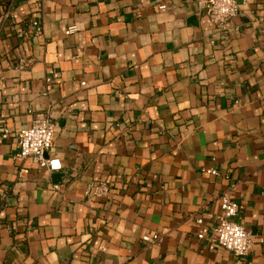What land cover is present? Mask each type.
Listing matches in <instances>:
<instances>
[{
    "label": "crops",
    "instance_id": "0c3cea01",
    "mask_svg": "<svg viewBox=\"0 0 264 264\" xmlns=\"http://www.w3.org/2000/svg\"><path fill=\"white\" fill-rule=\"evenodd\" d=\"M236 1L225 35L196 0H0V264H264V0ZM45 115L53 172L13 160ZM229 189L244 256L197 237Z\"/></svg>",
    "mask_w": 264,
    "mask_h": 264
},
{
    "label": "built area",
    "instance_id": "2783aa9c",
    "mask_svg": "<svg viewBox=\"0 0 264 264\" xmlns=\"http://www.w3.org/2000/svg\"><path fill=\"white\" fill-rule=\"evenodd\" d=\"M157 7L159 9L165 8L158 0ZM196 7L199 13L204 14L209 24L215 30L222 34H227L229 31V21L235 17L239 12V5L236 0H196ZM14 17L10 8H4L0 11V23L12 20ZM30 28H37L39 22L37 19L30 21ZM74 32V26H69L64 30L65 35H70ZM22 38H34L38 35L37 31L33 34L26 28L19 32ZM25 66V60L19 59L18 67L21 69ZM47 88L50 86L51 78L46 79ZM81 85H84L82 82ZM10 134V129L4 127L2 137L6 138ZM55 134V125L50 118L45 116L36 117L28 126L20 127L14 133L16 153L13 155L14 161L32 158L38 167L45 169L48 172L57 171L61 168L60 162L56 157H46L45 154L52 148ZM207 173L216 175L214 170H206ZM53 189H58V185H53ZM222 193L219 197L220 212L217 214L209 213L207 216L213 220L209 231V235L200 233L197 235L199 239H205L209 250L222 248L235 256H244L252 248L255 236L246 230L239 222L237 217V204L230 198L229 191ZM110 195V185L107 181L97 180L87 185L84 190V197L92 200L106 199ZM4 195L0 196L1 198ZM196 224L202 225L204 223L202 216H197L194 219ZM18 224L12 226L13 230H18ZM161 236L158 233L145 234L141 237L143 242L148 244H157ZM258 241L263 243V239Z\"/></svg>",
    "mask_w": 264,
    "mask_h": 264
},
{
    "label": "water",
    "instance_id": "95a60500",
    "mask_svg": "<svg viewBox=\"0 0 264 264\" xmlns=\"http://www.w3.org/2000/svg\"><path fill=\"white\" fill-rule=\"evenodd\" d=\"M60 175H61L60 173H53L52 174L53 180L59 178Z\"/></svg>",
    "mask_w": 264,
    "mask_h": 264
}]
</instances>
